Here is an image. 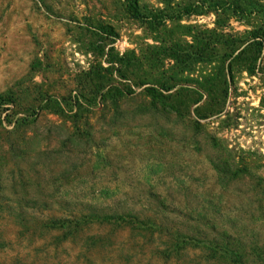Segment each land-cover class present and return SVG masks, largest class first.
Wrapping results in <instances>:
<instances>
[{"label": "rangeland", "instance_id": "1", "mask_svg": "<svg viewBox=\"0 0 264 264\" xmlns=\"http://www.w3.org/2000/svg\"><path fill=\"white\" fill-rule=\"evenodd\" d=\"M0 264H264V0H0Z\"/></svg>", "mask_w": 264, "mask_h": 264}, {"label": "trees", "instance_id": "2", "mask_svg": "<svg viewBox=\"0 0 264 264\" xmlns=\"http://www.w3.org/2000/svg\"><path fill=\"white\" fill-rule=\"evenodd\" d=\"M133 5V4H132ZM133 6H135V10H137L138 9V4L137 3H134V5Z\"/></svg>", "mask_w": 264, "mask_h": 264}]
</instances>
